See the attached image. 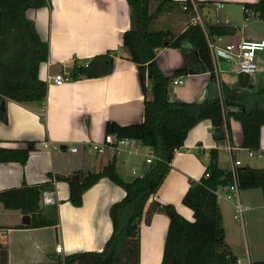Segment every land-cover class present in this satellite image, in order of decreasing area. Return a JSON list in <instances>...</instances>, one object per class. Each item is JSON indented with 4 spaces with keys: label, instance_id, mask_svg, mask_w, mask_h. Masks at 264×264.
Segmentation results:
<instances>
[{
    "label": "crops",
    "instance_id": "1",
    "mask_svg": "<svg viewBox=\"0 0 264 264\" xmlns=\"http://www.w3.org/2000/svg\"><path fill=\"white\" fill-rule=\"evenodd\" d=\"M183 1L173 0L168 10L156 15L150 28L180 34L189 24V16L182 10ZM202 1H205L202 10L208 8L210 14L209 21L204 17V22L227 31L219 35L223 42L264 39V19L255 13L246 17L242 7L243 2L258 0ZM155 6L156 2H151L150 11ZM233 8L239 9L240 16ZM129 12L126 0H51L46 6L26 10L39 37L48 42L47 61L40 63L38 70L39 79L47 84L46 98L42 104L2 98L5 119L0 120V146L25 147L26 140H37L38 144L24 164L0 162V190L19 187L23 182L27 185L43 183L49 180L48 173L65 175L76 169L98 171L113 159L116 171L125 181H131L142 173L144 157L140 152L126 149L111 159L107 154L91 155L83 150L85 142L102 141L107 133V122L128 125L143 120L144 96L137 66L127 59L121 47L122 34L130 26ZM107 51L115 52L108 73L70 78L59 85L48 80L53 74L65 71L66 66L88 64L94 56ZM211 56L216 92L221 97L225 95L231 100L246 101L248 106H252L253 102L247 96L264 89V49L257 52V71L246 80L240 79L238 68L233 66L234 54L211 52ZM155 61L165 74L186 65L189 68L187 74L177 76L180 83H169L167 92L170 100L194 102L202 98L204 92L208 93L209 73L195 70L193 56L185 57L177 48L162 47L156 50ZM223 84L229 92L223 93ZM230 91L235 93L230 95ZM227 121L230 140L215 137L209 119L200 120L187 132L183 146L174 152L170 169L155 194L149 198L145 211L152 201H157L172 205L184 218L193 220V212L182 203V197L189 179L198 180L203 176L211 149L218 151L217 163L224 170L234 168L236 159L240 161L237 171L245 167L264 168V165L255 166L250 162L247 148L242 145L240 122L232 116ZM44 141L49 145L42 146ZM68 146H77L78 151L70 152ZM197 150L201 151L200 155L196 154ZM258 150L264 152V125L259 131ZM123 153L134 156L128 161V168H125L126 159L118 161L117 157ZM52 182L58 212L56 226L18 227L28 225L22 221L27 214L6 209L0 203V264H43L50 260V256L99 251L109 238L112 232L109 208L124 196L121 186L108 177H102L83 192L81 205L74 206L68 200V183L54 179ZM226 190V186H221L216 194L219 195L217 202L228 246L236 257H242L245 262L248 258L250 262L263 258L262 188L241 190L242 200L249 208L244 224L233 218L232 204L223 197ZM42 206L44 212L50 207ZM168 223L169 214L164 211L153 212L149 223L144 222L143 216L139 223V264L161 263ZM256 234L260 237L258 246L253 241ZM57 244L61 246V252L55 251Z\"/></svg>",
    "mask_w": 264,
    "mask_h": 264
},
{
    "label": "trees",
    "instance_id": "2",
    "mask_svg": "<svg viewBox=\"0 0 264 264\" xmlns=\"http://www.w3.org/2000/svg\"><path fill=\"white\" fill-rule=\"evenodd\" d=\"M50 1L0 0V102L3 97L19 103L42 104L45 101L47 84L39 79L38 70L40 63L47 61L48 42L39 37L26 10L46 6ZM126 1L130 11V26L122 34L121 47L127 59L137 66L144 96L143 120L128 125L107 122L105 131L136 139L142 146L151 147L158 158L150 163L143 161L142 177L137 176L131 181L120 177L115 159L98 171L76 169L65 175L48 173L49 180L43 183L27 185L23 182L19 187L0 190V203L6 209L20 210L30 215V223L18 227L56 226L57 205H51L44 212L40 202L44 190L54 189L52 179L66 181L69 186V202L79 206L83 192L100 178L108 177L121 186L125 194L109 208L112 232L102 249L54 258L50 256V260L43 264H139V223L143 216L144 222L149 223L151 214L157 211L169 214L160 264H233L236 256L225 240L216 195L219 187L232 182V174L230 170L218 166L217 150H210L203 176L198 180L189 179L182 197V203L193 212V220L184 218L170 204L152 201L146 211L145 207L169 171L174 152L183 146L187 132L200 120L209 119L214 136L230 140L227 120L232 116L241 124L242 145L247 149L258 150L259 131L264 125V89L260 88L247 96L252 100V106H248L246 101L231 100L225 95L221 97L215 90L214 64L203 28L188 24L178 35L167 30H152L150 26L156 15L168 10L173 0ZM198 1L202 9L205 1ZM151 2H156L153 11L149 7ZM242 7L246 17L251 11L264 19V0L243 2ZM205 26L210 35L227 33L224 28L206 22ZM162 47L177 48L185 57L193 56L195 70L202 69L209 73L208 93L202 102L170 100L167 92L169 83L173 78L187 74L189 68L186 65L170 74L163 73L155 61L156 50ZM114 53L107 51L96 55L87 66L75 65L69 77L78 79L108 73ZM221 89L223 93L229 92L224 84ZM1 119H5L2 109ZM25 144V147L0 146V162L24 164L29 153L36 149L38 141L26 140ZM196 154L200 155L201 151L197 150ZM205 172H209L208 177L204 176ZM237 182L241 190L262 188L264 198V168L239 169ZM251 264H264V257L253 259Z\"/></svg>",
    "mask_w": 264,
    "mask_h": 264
},
{
    "label": "built area",
    "instance_id": "3",
    "mask_svg": "<svg viewBox=\"0 0 264 264\" xmlns=\"http://www.w3.org/2000/svg\"><path fill=\"white\" fill-rule=\"evenodd\" d=\"M182 10L186 11L189 16V24L193 25H200L206 35L207 44L211 52H228L232 53L236 57L237 61V68L238 71L242 74H246L248 76L254 74L257 71V52L259 50L264 49V39H241L236 43H225L222 40L221 36L213 37L211 36L205 26L204 22V14L202 9L199 6L198 0H186L182 3ZM253 13V12H249ZM248 13V14H249ZM84 65L86 66L87 63L85 62ZM69 73L62 71L53 74L48 78L53 84H62L63 82L69 80ZM172 82L174 84L180 83V79L177 77L173 78ZM49 143L44 141L42 146H48ZM129 149L135 153L140 152L143 157L144 161L147 163L152 162V160L157 159L158 156L154 153L153 149L148 146H142L136 139L125 137V136H118L115 133H106L103 136L102 141H89L83 144V150L91 155H104L107 154L112 159L121 151ZM68 150L70 152H77V146H68ZM247 155L249 157H258L264 158V152L260 150H251L247 149ZM240 164L239 160L234 161V168H232V182L226 186L227 190L224 194V199L228 200L233 207V218L238 222L244 224L245 222V214L249 209L247 205L244 204L241 196V189L239 188L237 182V170L236 166ZM143 173L138 174V177H142ZM205 177L209 176V172H205ZM219 189V188H218ZM217 189V190H218ZM216 190V191H217ZM217 195V194H216ZM219 196V195H217ZM41 204L42 205H54L55 198H54V190L53 189H46L41 194ZM56 252H61V246L57 244L55 246ZM248 258V257H247ZM233 264H251L249 258L247 262L244 261L242 257H236Z\"/></svg>",
    "mask_w": 264,
    "mask_h": 264
},
{
    "label": "rangeland",
    "instance_id": "4",
    "mask_svg": "<svg viewBox=\"0 0 264 264\" xmlns=\"http://www.w3.org/2000/svg\"><path fill=\"white\" fill-rule=\"evenodd\" d=\"M234 10H235V12H236V14L238 15V16H240V14H241V12L239 11V9L237 8V9H235V8H233ZM242 17V16H241ZM243 18V17H242ZM235 65H236V68H237V61H236V59H235V63H234V67H235ZM233 92L235 93V91H230V95L231 94H233ZM118 158V161L120 162L122 159H126L127 161H126V165H125V168H128V161H130V160H132L133 158H134V156H132V155H127L126 153H123L122 155H120V156H118L117 157ZM250 162L253 164V165H255V166H262V165H264V158H258V157H251L250 158ZM233 222H235L234 220H233ZM236 224V223H235ZM246 230H247V233L249 234V232H248V225L246 224ZM235 232H237V231H235ZM262 240H264L263 238H262ZM249 245H251V238L249 237ZM253 241L255 242V243H257V246H258V243L260 242V237H259V235L258 234H256L254 237H253Z\"/></svg>",
    "mask_w": 264,
    "mask_h": 264
},
{
    "label": "water",
    "instance_id": "5",
    "mask_svg": "<svg viewBox=\"0 0 264 264\" xmlns=\"http://www.w3.org/2000/svg\"><path fill=\"white\" fill-rule=\"evenodd\" d=\"M202 12H203L204 17L206 18V20L209 21V17H210L209 15L210 14H209L208 8H204L202 10ZM64 70H65V72L72 73L73 72V67L66 66L64 68ZM239 77H240V79L242 78V79H245L246 80L248 78V75L240 73L239 74ZM206 93L207 92H204L203 97L200 98L197 102H202L203 99L206 97ZM3 108H4V102L2 100L1 103H0V109H3ZM22 221H23V223L29 224L30 223V217H29V215L23 216Z\"/></svg>",
    "mask_w": 264,
    "mask_h": 264
}]
</instances>
